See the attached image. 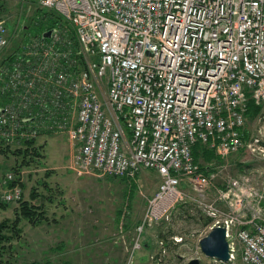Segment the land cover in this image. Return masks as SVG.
<instances>
[{
    "label": "built area",
    "instance_id": "2783aa9c",
    "mask_svg": "<svg viewBox=\"0 0 264 264\" xmlns=\"http://www.w3.org/2000/svg\"><path fill=\"white\" fill-rule=\"evenodd\" d=\"M38 5L63 23L51 38L33 37L2 62L0 148L65 132L77 147L79 175L135 179L156 172L161 185L148 200L135 249L146 229L169 221L189 199L186 185L206 199L217 167L197 162L196 146L222 159L248 148L264 157L262 137L244 139L251 101L261 108L258 121L264 118V0ZM11 35L0 20V55ZM253 176L229 180L213 202L197 204L212 229L225 227L228 241L235 236L231 263L239 255L242 264H264V193ZM15 181L7 176L6 203L23 198L19 184L10 186ZM222 203L226 213L216 207Z\"/></svg>",
    "mask_w": 264,
    "mask_h": 264
},
{
    "label": "rangeland",
    "instance_id": "374dc122",
    "mask_svg": "<svg viewBox=\"0 0 264 264\" xmlns=\"http://www.w3.org/2000/svg\"><path fill=\"white\" fill-rule=\"evenodd\" d=\"M41 12L38 0H0V20L6 21L13 35L9 48L0 55V66L20 45L44 33L39 36L28 33V27L33 29V26H38L35 25L37 22L35 18ZM62 27L71 28L65 23ZM102 90L106 92V85ZM252 136L262 137V145H259L264 148V118L257 122V128L254 129ZM32 141H37V146L44 148L40 152L42 157L30 167H23V159L13 155L15 149H10L7 154L0 153V223L6 219L15 220V210L20 205L8 204L3 200L6 192L5 182L9 174L16 175L20 181L23 201L37 207L43 206L48 221L40 226H33L26 220L22 221L20 227L24 234L1 245L3 252L0 255V264H34L47 260L55 264H70L68 263L70 261L72 264H149V261L153 264H188L196 258L201 259L202 264H223L202 254L200 242L212 231L211 227L214 224L197 204L201 206L203 203L213 202L217 190H221L220 185L251 173L254 174L256 186L264 193V157L260 154L253 153L248 148L241 155L221 159L222 163L214 162L217 175L214 176V183L206 199H199L197 193L186 185L189 199L186 198L176 208L169 221L156 224L160 225L158 232L161 234L159 237L161 246L163 247L165 243L167 247L159 246L154 251V258L149 260L144 245L147 229L142 236V247L139 250L135 249V241L139 236L137 229L147 210L148 200L161 185L160 177L150 176L156 175V172L147 170V174L127 183L113 178H101L96 174L79 175L73 164L77 147L69 141L68 133L54 132L50 135L45 133ZM71 152L74 155H71ZM239 157L248 163L246 169L239 171L234 167H227L230 160ZM16 169L20 170L19 174L16 173ZM59 202H63L68 209L66 222L71 223L68 233L71 235L80 232L84 236H89L90 246L86 254L79 252L68 254L71 249L67 250V255L66 252L55 254L51 251L50 245L54 242L50 244L53 230L50 229V225L55 219L52 218L49 205L53 203L58 205ZM216 207L225 213L228 210L224 203L217 204ZM6 209L9 211L5 212ZM62 214L61 211L58 213ZM127 223L128 229L125 225ZM9 235L10 233H7L8 237ZM229 242L235 244L234 235ZM238 256L236 255V260L232 264H242ZM144 257H147L146 262L143 260Z\"/></svg>",
    "mask_w": 264,
    "mask_h": 264
},
{
    "label": "trees",
    "instance_id": "16d2710c",
    "mask_svg": "<svg viewBox=\"0 0 264 264\" xmlns=\"http://www.w3.org/2000/svg\"><path fill=\"white\" fill-rule=\"evenodd\" d=\"M35 25L28 27V30L32 36L41 35L46 30H52L54 27L60 25L63 23V19L60 15H58L56 12L53 11H43L37 15L35 18ZM31 30V31H30ZM249 114H252V116H257L261 112V108L255 105L253 101L249 103ZM49 135L51 133H48ZM44 146H37V141H32L29 143H26L23 148L21 149H15L13 152V155L17 156L18 158L23 159V167H30L33 162H35L37 159L42 157V154L40 153ZM10 149H3L0 148V153L7 154L9 153ZM194 156L197 162L203 161L202 166L205 163H208L209 161H218L220 162L221 158L215 155L214 152L208 151L207 149H204L200 146H196L194 148ZM27 159V160H26ZM203 159V160H202ZM221 163V162H220ZM37 164V163H36ZM17 174H19L20 170H15ZM16 176V175H15ZM129 178H125V183L131 182L128 180ZM16 180L17 176H16ZM17 184V181L11 182L10 186H14ZM36 198V196L34 197ZM130 199V198H129ZM19 207L15 210L16 218L15 220H5L0 223V247L2 244H4L5 241H12L13 239L19 237L23 230L20 227V224L22 221L26 220L33 226H40L42 224H45V222L48 221L46 217V212L43 210V206L37 207L36 205L27 202V201H21L19 203ZM4 207H8L6 204H2ZM7 233H10L9 237L7 236ZM3 251H1L0 248V255ZM34 264H55L51 260H47L45 262H38ZM66 264V263H64Z\"/></svg>",
    "mask_w": 264,
    "mask_h": 264
},
{
    "label": "crops",
    "instance_id": "0c3cea01",
    "mask_svg": "<svg viewBox=\"0 0 264 264\" xmlns=\"http://www.w3.org/2000/svg\"><path fill=\"white\" fill-rule=\"evenodd\" d=\"M258 118H259V114L257 116H252V114H247V125L244 129V139L245 141H249L250 139H252V134L254 132V129L257 128V122H258ZM256 125V126H255ZM245 149L241 150L239 153H237L238 155H241L242 153H244ZM71 155H74L73 152H71ZM236 154H233L229 157L233 158V156ZM222 159V158H221ZM228 159L225 158L224 160ZM218 161V159H217ZM217 161H209V164L212 162H217ZM219 162V161H218ZM220 162L222 163V160H220ZM219 162V163H220ZM246 161L242 160L240 157L237 159H232L229 161V164L227 163V167H234L237 170H241V169H246L249 165L248 163H245ZM147 170H144L143 172H141L140 174H138L136 176L135 179H128L130 181L132 180H137L139 176L147 174L146 173ZM156 175L150 174L151 178H159V176L157 175V173H155ZM96 176H98L96 174ZM103 178V177H101ZM110 179V178H108ZM116 179V178H113ZM120 180L121 182H125V179H117ZM130 201V199H129ZM63 202H59L58 205H56L55 203L50 204L49 205V210H51L52 212V218L55 219L54 222L50 225V229H53L51 231V241L50 244L52 242H54L52 245H50L51 251L56 253H60L63 254V252H66L67 255V250L71 249V252L69 251L68 254H72L73 252H79L81 254H86L88 251L87 249L89 248L90 244H88V240H89V236H84L83 234H80V232L78 233H73V234H69V228L71 227V223H68V221L66 222V220H68L67 214H68V209L65 208L66 205H63ZM9 209V208H8ZM6 209L5 212H8L9 210ZM63 212L62 215H58L59 212ZM122 217V216H121ZM9 218V217H8ZM7 220V219H6ZM129 223V221H128ZM125 224L127 229L129 224ZM159 227L160 225H156L152 228H149L146 230L145 235H144V245H145V252H147L146 254L149 255V260H152L154 258V251L157 250L159 248V246H161L160 243V239L159 238L161 236V234L159 235ZM61 228V230H60ZM23 230V229H22ZM24 234V233H23ZM58 240V241H57ZM165 246L167 247V244L164 243V246L161 248H165ZM160 248V249H161ZM144 262H146L147 257H144ZM70 261V260H69ZM70 264H72V262H68ZM149 264H153L152 261H149Z\"/></svg>",
    "mask_w": 264,
    "mask_h": 264
},
{
    "label": "water",
    "instance_id": "95a60500",
    "mask_svg": "<svg viewBox=\"0 0 264 264\" xmlns=\"http://www.w3.org/2000/svg\"><path fill=\"white\" fill-rule=\"evenodd\" d=\"M53 31L44 33L43 40L51 37ZM202 254L205 257L215 259L222 263H228L231 259L230 244L227 239V229L225 227L217 226L201 240L200 242ZM188 264H202L201 259L196 258L191 260Z\"/></svg>",
    "mask_w": 264,
    "mask_h": 264
}]
</instances>
